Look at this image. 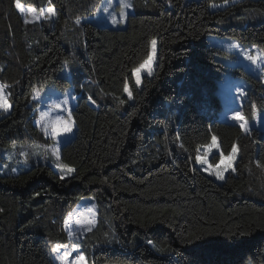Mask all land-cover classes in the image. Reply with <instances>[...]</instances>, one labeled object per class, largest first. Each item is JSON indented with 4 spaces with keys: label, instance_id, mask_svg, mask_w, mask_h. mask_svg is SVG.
Listing matches in <instances>:
<instances>
[{
    "label": "trees",
    "instance_id": "16d2710c",
    "mask_svg": "<svg viewBox=\"0 0 264 264\" xmlns=\"http://www.w3.org/2000/svg\"><path fill=\"white\" fill-rule=\"evenodd\" d=\"M104 3L51 0L54 19L25 23L16 0H0V82L12 104L0 116V264H55L50 251L71 243L65 221L87 197L97 206L95 227L79 240L88 264H264V130L223 120L219 94L225 73L245 79L251 120L264 110V85L228 67L221 58L232 52L210 39L264 52V0H131L121 27L94 20ZM153 38L157 65L139 87L131 70ZM48 86H73L76 96V133L61 147L76 171L64 180L31 150L20 164L1 153L51 142L34 100ZM213 134L225 154L237 146L222 181L195 162Z\"/></svg>",
    "mask_w": 264,
    "mask_h": 264
},
{
    "label": "rangeland",
    "instance_id": "374dc122",
    "mask_svg": "<svg viewBox=\"0 0 264 264\" xmlns=\"http://www.w3.org/2000/svg\"><path fill=\"white\" fill-rule=\"evenodd\" d=\"M121 2L122 0H105L104 6L99 10L97 14V18H95L94 20L99 24H107L112 27L124 26L127 20V16L129 15L131 11V8L126 9L127 15L125 18L122 19L120 16ZM127 2L131 4V0H127ZM20 4L25 9L30 7V6L24 5L23 3H20ZM228 4L229 3H222L219 5H215V7L213 8H217V7L222 8V7L227 6ZM43 9L46 11L48 9V6L44 7ZM105 9H107V11H105ZM37 11L39 10L37 9ZM22 15L24 17L23 13ZM113 16L118 21L117 23L112 22ZM55 17H56V13H55V16H53L51 19H54ZM100 18L103 21H101ZM41 19H43V17H41L37 21H40ZM210 39L213 43L219 44L229 49L232 52L231 57L221 58L222 61L228 67L240 65L244 67L245 69H247L252 74H254L255 76H257L258 78H260L264 85V52L258 46L243 45L237 39H232V38H222V37L213 36V37H210ZM248 55L258 56L259 59L255 63H253L252 61H249L246 58ZM156 65H157V45H156L155 59L153 62L152 75L155 71ZM63 73L64 74L66 73L69 75L68 69H65ZM152 75H148L146 72H144L142 75V81L145 76H152ZM138 86L142 87V82ZM237 89H239V91H237ZM250 90H251V85L245 79L240 78V77L239 78L233 77L229 72L225 73L222 80L220 81V86H219V94L221 96V100L223 104V110L221 111V118L227 122L236 123L239 125L238 121H235L232 119V114L235 111H240L248 121L249 130L254 127L264 130V110H259L256 108L254 112V117L251 120L246 117L244 105L246 101L248 100ZM65 94H67L68 96L69 104L61 108H57L55 106L56 103L64 100ZM34 100L40 103V108H39L40 117L37 120V122L39 121L40 123H37V122L36 123L42 129V125L46 123L49 119L54 120L58 116H62L66 118L67 112L64 109L66 107H70L72 110V108L75 105L76 96L74 94L73 86H70L65 90H60L54 86H48L41 90L37 89L34 93ZM9 104H10L9 110L7 112L0 110V116L10 112L12 108V104L10 101H9ZM42 112L46 113V116H44L43 118L41 117ZM75 133H76V123L73 127V132L71 134L64 135L57 139L62 140V145H63L67 141L71 140L75 136ZM48 137L50 138L51 142L45 145L53 144L54 142L53 139L50 136ZM217 141H218V138H217ZM45 145H32L27 148L22 147L21 145L2 147L1 153L2 155L8 158V162L20 164L23 160H26L27 158V155L23 156L21 155V152L28 154L31 150V154H33L35 158H38L41 161H47L51 163L53 167L57 171L60 172V170L56 167L57 162L55 158L51 155L50 150L44 147ZM204 151L205 149L203 148V151L200 155H203ZM219 151H221L220 148L219 150L216 151V154L219 153ZM212 156L213 155L209 156V162L212 164H215L211 161ZM197 165L202 167L199 164ZM0 167L2 168L3 165L1 164ZM207 173L218 181L223 180V179H218L215 175L209 172ZM93 205H95V208L92 207ZM89 209H92V212H89ZM81 213H83L84 216H91L94 213L95 214V217H94L95 225H96L97 206H96V200L93 197H87V198L82 199V201L77 205V207L68 215L66 219L67 222H65V225H66L67 232L69 236L71 237L72 241L69 244L62 245V247L58 250L57 253L50 251V254L55 264H62V262L59 259H57V255H64L65 252L70 253L68 264H73L75 260V256L81 252L79 240L87 233L83 230L84 225L82 221L84 220V216H80ZM95 225L93 226V228L95 227ZM83 264H88L86 257H85ZM245 264H253V263L251 260H247Z\"/></svg>",
    "mask_w": 264,
    "mask_h": 264
},
{
    "label": "snow or ice",
    "instance_id": "6c2138e0",
    "mask_svg": "<svg viewBox=\"0 0 264 264\" xmlns=\"http://www.w3.org/2000/svg\"><path fill=\"white\" fill-rule=\"evenodd\" d=\"M49 7L45 11L44 9H37L29 7L25 9L20 3L19 0H16V8L19 9L21 13L24 14L25 23L35 22L43 17L45 20L51 19L55 16V9L51 6V0H49ZM132 5L127 2V0H122L121 2V18H125L127 15L126 9L131 8ZM215 7V5H213ZM107 11V9H105ZM79 22V21H77ZM112 22L117 23L118 21L113 16ZM151 51L147 54L146 58L135 68H133L132 75L135 78V83L140 85L142 82V75L146 72L148 75H152L153 70V62L156 54V45L157 41L153 38L150 41ZM249 61L255 63L259 57L255 55H248L246 57ZM67 63V62H66ZM10 88V85L0 82V110L7 112L10 108L9 104V93L7 89ZM123 91L128 94L129 99L132 98V92L129 88V84L127 80L123 85ZM239 91V89H237ZM89 100L95 104L96 101L89 97ZM124 100H120V104H124ZM69 104V99L67 94H65L64 100L56 103L57 108H61ZM67 112V117L58 116L54 120L49 119L46 123L42 125V130L45 136H50L53 139V144L45 145L44 147L50 150L51 155L55 158L57 164L56 167L60 170L61 175L60 179L64 180L65 177H70L76 171L75 168L68 164H64L61 161V146L62 140L57 139L67 134H71L73 132V127L75 125V121L72 118V110L70 107H66L64 109ZM46 116V113H41V117ZM232 119L239 122V126L247 132L248 129V121L245 116L240 111H235L232 114ZM37 123H40L39 121ZM205 151L203 155H197L195 157V162L203 167L205 172H209L215 175L218 179H224V174L229 170H235L233 167L234 161L237 155V146L234 144L231 148V151L228 154H225L223 151H219V159L215 164L209 162L210 155H216V151L219 150L220 145L218 144L217 137L215 134L211 136V142L203 146ZM21 155L26 156L27 154L21 152ZM95 208V205L92 206ZM89 212H92V209H89ZM80 216H84L83 213ZM95 214L93 213L91 216H84V220L82 221L85 232L92 231L93 226L95 225ZM67 222V221H65ZM71 235V233H70ZM149 244H152V241H148ZM62 247L60 244H56L52 247L51 251L57 253L58 250ZM70 253L65 252L64 255H57V259H59L62 264H68ZM85 260L84 254L81 251L78 255L75 256V260L73 264H83Z\"/></svg>",
    "mask_w": 264,
    "mask_h": 264
},
{
    "label": "water",
    "instance_id": "95a60500",
    "mask_svg": "<svg viewBox=\"0 0 264 264\" xmlns=\"http://www.w3.org/2000/svg\"><path fill=\"white\" fill-rule=\"evenodd\" d=\"M93 106H96V104H93L91 101H89Z\"/></svg>",
    "mask_w": 264,
    "mask_h": 264
}]
</instances>
